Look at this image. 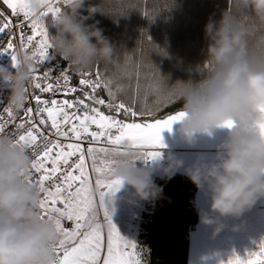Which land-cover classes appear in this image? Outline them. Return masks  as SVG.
<instances>
[{
  "label": "clouds",
  "instance_id": "1",
  "mask_svg": "<svg viewBox=\"0 0 264 264\" xmlns=\"http://www.w3.org/2000/svg\"><path fill=\"white\" fill-rule=\"evenodd\" d=\"M230 3L232 11H224L219 21L210 16L204 26L206 59L198 65L203 77L176 83L185 113L179 130L186 142L228 129L216 159L187 170L196 187L209 194V209L200 214V223L212 228L213 235L227 226L225 219L243 216L264 198V0ZM29 5L38 16L48 0H29ZM237 11L251 13L255 23H244ZM98 12L99 5L88 0H61L60 11L47 20L51 59L67 61L77 72L90 70L98 61L111 63L116 48L94 19ZM15 56V71L0 64V81L6 82L7 106L19 111L28 102L35 63L19 46ZM152 89L159 91L155 85ZM227 122H232L230 128ZM128 151L115 177L134 189L139 200L155 202L163 188L154 182L152 169L134 162L138 154ZM181 164L170 162L165 174L171 178ZM31 166L29 152L7 132L0 133V264H57L54 245L60 233L42 216V190L26 182Z\"/></svg>",
  "mask_w": 264,
  "mask_h": 264
},
{
  "label": "snow or ice",
  "instance_id": "2",
  "mask_svg": "<svg viewBox=\"0 0 264 264\" xmlns=\"http://www.w3.org/2000/svg\"><path fill=\"white\" fill-rule=\"evenodd\" d=\"M0 2L10 10L0 9V51L11 55L14 67L18 46L29 53L35 63L31 87L40 94L52 93L48 98L33 93L35 106L24 107L19 122L11 107L0 108V133L14 125L8 135L32 156L26 182L42 190V216L60 233L54 245L57 264H142L137 245L120 234L108 208V197L122 186L115 168L127 159L129 149L138 154L136 161L159 159L166 147L163 131H171L185 113L159 118L146 104L138 109L136 97L126 103L119 98L124 86L98 66L95 73L79 72V89L71 85V65L58 77L46 67L41 72L52 52L47 20L60 11L61 0H48L38 16L31 13L29 0ZM99 89L107 98L97 95ZM135 91L138 97V81ZM57 93L71 98L56 99ZM177 95L173 90L156 101L157 107L174 102ZM227 264H264V240L246 259L236 254Z\"/></svg>",
  "mask_w": 264,
  "mask_h": 264
},
{
  "label": "trees",
  "instance_id": "3",
  "mask_svg": "<svg viewBox=\"0 0 264 264\" xmlns=\"http://www.w3.org/2000/svg\"><path fill=\"white\" fill-rule=\"evenodd\" d=\"M88 2L99 5L101 13H96L94 19L100 21L104 34L116 48L111 63L98 61L90 70L95 73L98 66L104 75L124 86L119 93L120 99L132 104L136 97L138 109L146 104L155 109V116L159 118L181 110L183 100L177 82L203 77L198 65H203L206 59L208 40L204 26L209 17L219 21L224 11L233 10L230 0ZM236 15L246 24L255 23L251 13L237 11ZM51 30L55 33L54 28ZM57 58L69 66L67 61ZM69 74L75 81L80 79L79 72L72 66ZM137 81L140 85L138 97ZM153 85L158 86V92L153 91ZM173 90L178 93L174 102L157 107L156 101L165 100ZM102 95L107 98L104 90ZM145 119L153 122L152 117ZM154 182L163 188V194L155 202L145 201L136 244L142 264H189L191 231L200 218L196 202L198 188L188 174H173L171 178L166 175ZM258 250L257 244L254 251Z\"/></svg>",
  "mask_w": 264,
  "mask_h": 264
},
{
  "label": "rangeland",
  "instance_id": "4",
  "mask_svg": "<svg viewBox=\"0 0 264 264\" xmlns=\"http://www.w3.org/2000/svg\"><path fill=\"white\" fill-rule=\"evenodd\" d=\"M179 128L180 125L177 121L173 124L171 131L167 129L163 131V143L166 145V147L160 149V152H163L166 156L169 157L172 155L174 150L178 153H185L190 150L192 152L190 154L194 155H201L200 153H209L212 156H217V150L219 147L205 149L202 147L190 146L201 145L202 143L196 138L194 143L189 144L182 137ZM225 130L228 129L221 128L217 129L216 131ZM171 144H174L176 148L171 147ZM185 145H189V147H186ZM177 155L180 156L179 154ZM159 159L149 160L146 163V167L152 169V175L161 171L159 170V166H161L162 163ZM137 166L142 168V164L140 162L137 164ZM131 191L135 192L134 189H132ZM209 204L210 202L204 205L202 213L208 211ZM123 215L125 217L130 216L132 222V230L137 231L138 237L140 222L142 220L141 214L138 215L134 212L132 214H128L127 216L126 213ZM136 219H138V223ZM223 222L227 226L216 235H213L212 228L200 224L196 233L194 234L193 241H191V264H222V262L223 264H227V261L231 257V255L233 256L236 254L246 259L248 257V254L252 250V246L255 240L261 237L262 233H264V198L258 200L257 203L250 210L244 213L243 216L239 218H227ZM234 227L236 230H233ZM137 237L134 236V238L136 239Z\"/></svg>",
  "mask_w": 264,
  "mask_h": 264
},
{
  "label": "crops",
  "instance_id": "5",
  "mask_svg": "<svg viewBox=\"0 0 264 264\" xmlns=\"http://www.w3.org/2000/svg\"><path fill=\"white\" fill-rule=\"evenodd\" d=\"M214 133H220V134H214ZM212 134H207L205 133L204 135H198L197 139L200 141L201 145H190L193 147H202L205 149L213 148V147H219L222 143L224 142L227 138L228 135V130L225 131H215ZM209 138V139H208ZM187 144V143H186ZM173 148H176L174 144L170 145ZM186 147H189V145H185ZM162 151V150H161ZM199 152V151H197ZM162 156L160 157V161L162 163L161 166H159V172L155 173L152 175L153 180L156 178L164 177L166 176L164 169L168 166V164L172 161H181L182 164L179 167H175L173 171L170 173V175L173 174H187V170L192 168L194 165H197L202 162H212L216 159V156H212L209 153H200L201 155H194L190 154L192 153L190 150H188L185 153H178L177 151L174 150L172 155L166 156L163 152ZM179 154L180 156H178ZM199 154V153H197ZM166 156V157H165ZM168 159V160H167ZM142 164V168H147L146 163L147 161L144 160H138L136 161V164L138 163ZM159 174V175H158ZM132 188L129 186H122L119 188L118 191H116L114 194H110L108 197V208L109 211L111 212L112 215V221L120 231V234L128 241L135 242V244L138 243V237H137V231L132 230V222L131 218L125 217L123 214L126 213V216L128 214L136 213L138 215L141 214L142 217V209L144 210L145 208V201L139 200L138 197L135 196V192L131 191ZM133 199V201H132ZM196 202L200 208V214H202V209L204 208V205L206 203L210 202V197L207 191H202L198 189L197 194H196ZM126 218V219H125ZM139 219V218H138ZM138 219L137 223H138ZM200 218H199V223L195 229L191 231V241L194 239V234L196 233L198 227L200 226ZM138 226V225H137ZM198 233V232H197ZM134 236L137 237L134 238ZM259 240H264V233H262L261 237L257 238L252 246V250L250 251L253 252L255 250L256 245H259ZM192 247V246H191ZM239 252V251H237ZM232 257V255H231ZM189 264H191V260L189 261Z\"/></svg>",
  "mask_w": 264,
  "mask_h": 264
},
{
  "label": "built area",
  "instance_id": "6",
  "mask_svg": "<svg viewBox=\"0 0 264 264\" xmlns=\"http://www.w3.org/2000/svg\"><path fill=\"white\" fill-rule=\"evenodd\" d=\"M0 9L6 10V11H10L7 10L6 7L0 2ZM24 31H28V29L25 27ZM18 41H14V43H17ZM0 47H3L2 45H0ZM0 64H3L5 66L8 67V69L10 71H15V68L13 66V61L11 58V55L8 52H4V51H0ZM47 68V70H49L52 74L53 77H58L59 75H61L63 72H65L68 67L65 66L57 57L55 59H51L49 60L46 65H42L40 66V71L42 72L44 70V68ZM91 70L85 71V72H89ZM93 72V71H91ZM94 73V72H93ZM94 78V76H93ZM71 85L73 87H76L77 89H79L81 86L79 85V79L78 80H73L71 79ZM35 93V94H40L38 90L34 89L33 87L30 86L29 88V99L28 102L25 105V108L27 107H34L35 106V101L31 99V95ZM103 89H99L97 91V95L105 98L103 95ZM79 91L76 93V95H79ZM42 95V98L44 97H50L52 96V93H44V94H40ZM7 97H8V92L6 90V82L4 81H0V108L2 107H6L7 106ZM56 99H65V98H71V97H65L60 93H57L55 96ZM16 115H17V122H19L23 117H24V112L23 109L16 111ZM15 131V126L14 125H9L8 128L6 129V132L11 133ZM142 213H144L145 211L142 209L141 210ZM67 223V222H66Z\"/></svg>",
  "mask_w": 264,
  "mask_h": 264
},
{
  "label": "bare ground",
  "instance_id": "7",
  "mask_svg": "<svg viewBox=\"0 0 264 264\" xmlns=\"http://www.w3.org/2000/svg\"><path fill=\"white\" fill-rule=\"evenodd\" d=\"M146 213H148V211ZM148 218H149V216H148Z\"/></svg>",
  "mask_w": 264,
  "mask_h": 264
},
{
  "label": "water",
  "instance_id": "8",
  "mask_svg": "<svg viewBox=\"0 0 264 264\" xmlns=\"http://www.w3.org/2000/svg\"><path fill=\"white\" fill-rule=\"evenodd\" d=\"M44 98H47V97H44Z\"/></svg>",
  "mask_w": 264,
  "mask_h": 264
}]
</instances>
